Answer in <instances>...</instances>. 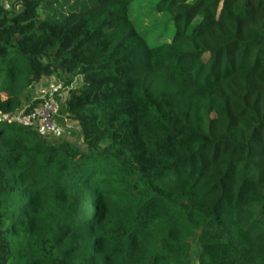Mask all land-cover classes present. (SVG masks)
I'll return each mask as SVG.
<instances>
[{"label":"trees","instance_id":"trees-1","mask_svg":"<svg viewBox=\"0 0 264 264\" xmlns=\"http://www.w3.org/2000/svg\"><path fill=\"white\" fill-rule=\"evenodd\" d=\"M13 1L0 109L78 132L0 119V264H264V0Z\"/></svg>","mask_w":264,"mask_h":264},{"label":"rangeland","instance_id":"rangeland-1","mask_svg":"<svg viewBox=\"0 0 264 264\" xmlns=\"http://www.w3.org/2000/svg\"><path fill=\"white\" fill-rule=\"evenodd\" d=\"M1 2L8 8H15V10L20 9V6L14 3L15 1L13 0H1ZM260 16L264 17V14H260ZM79 83L80 79L76 78L72 84V87L79 85ZM68 89L69 88L64 85V83L57 75H54L52 77H44L39 83H37L30 89L33 95V99L37 101V105H32L24 101L21 107H11L8 108L6 112L0 109V119L31 123L32 121L30 118V114L34 111L35 108L39 106L43 97L49 94H56L65 99L69 96ZM34 125L41 133L49 137L63 138L68 135V132H71V135L75 136L78 132V128H76L73 124L68 123V126L65 127L56 119L49 128L42 127L38 124Z\"/></svg>","mask_w":264,"mask_h":264},{"label":"built area","instance_id":"built-area-1","mask_svg":"<svg viewBox=\"0 0 264 264\" xmlns=\"http://www.w3.org/2000/svg\"><path fill=\"white\" fill-rule=\"evenodd\" d=\"M58 110L59 103L55 94H49L42 98L39 106L30 114L31 123L49 128L54 123Z\"/></svg>","mask_w":264,"mask_h":264}]
</instances>
